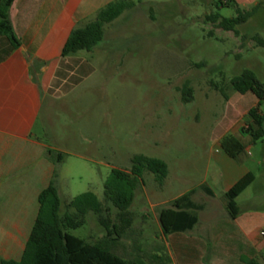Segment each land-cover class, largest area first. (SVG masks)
I'll list each match as a JSON object with an SVG mask.
<instances>
[{"label":"rangeland","instance_id":"1","mask_svg":"<svg viewBox=\"0 0 264 264\" xmlns=\"http://www.w3.org/2000/svg\"><path fill=\"white\" fill-rule=\"evenodd\" d=\"M184 3L191 4L178 11L170 2L151 18L133 11L105 25L103 41L91 53L79 55L85 56L93 72L77 84L69 82L49 106L46 101V118L35 130L46 143H51V137L62 142L65 152H55L64 157L65 166L72 153L96 155V148L99 162L120 171L130 170L134 156L159 159L167 165L161 186L153 175L144 174V185L137 189L130 208L133 226L115 250L124 259L141 256L150 264L149 256L156 250L163 251L162 264H170L166 258L170 246L161 239L157 225L159 212L204 180L219 193L218 176L225 169L216 156L228 160L234 171L245 167L256 177L235 202L241 210L254 207L264 213V139L248 143L243 135L247 150L238 159L226 158L216 143L229 122L223 94L230 80L250 70L252 64L248 57L237 58L232 39L215 32L211 35L202 0ZM219 13L224 18L233 15L226 9ZM184 88L189 95L183 97ZM261 111L264 118V102ZM81 128L84 138L89 137L86 132L98 134L94 145L72 143ZM79 191L72 194L79 195ZM95 191L102 202V182L95 185ZM69 234L87 243L104 235L92 214ZM256 260L264 264V250Z\"/></svg>","mask_w":264,"mask_h":264},{"label":"crops","instance_id":"2","mask_svg":"<svg viewBox=\"0 0 264 264\" xmlns=\"http://www.w3.org/2000/svg\"><path fill=\"white\" fill-rule=\"evenodd\" d=\"M117 1L119 0H14L9 8L8 19L19 41V47L13 50L10 43L0 36L2 261H21L37 217L38 196L49 186L55 169L58 170L55 186L61 200V214L64 213L66 205L78 196L72 194L74 190H80L79 195L91 193L100 201L95 193V185H100L101 182L104 184L114 167L105 162V159L104 162H99L98 148L96 155L74 152L70 155L68 166H65L63 161L57 167L47 159L46 152L49 149L65 152L60 145L62 142L51 137V143H46L35 135V130L38 123L46 118V101L49 106L51 100L69 82L77 84L93 72V68L85 61V56L83 58L79 56L83 51L66 58L61 57L68 37L75 29L93 21L98 12ZM125 1L132 3L134 7L125 10L118 19L106 26L127 16L129 12L135 11L151 18L159 14L161 9L168 7L170 2H173V7L178 11L185 10L191 4L184 3V0ZM202 2L206 7L205 18L213 15L224 18L219 13V10L223 9L233 12L231 17L225 19L234 18L236 9L250 13L242 24L235 27L234 32L225 31L217 24L208 22L209 32L212 36L215 32L232 39L238 49L237 58L242 60L248 57L252 64L248 71L264 85V49L258 47L255 42L256 39L264 41V0H202ZM236 95H239L238 98ZM226 96L224 102L227 104L229 122L223 127L216 143L221 146L222 140L230 136L242 146L241 152H244L247 149L243 147L242 140L246 141L243 135L248 137V143L253 142L245 130L252 122L249 111L257 106L258 100L251 93L241 95L231 89L227 91ZM261 106L259 114L263 116ZM87 134L89 137L84 138L81 128V132L73 138L72 143L77 147L84 142L94 145L95 139L99 138L98 134L94 136L93 133L86 132ZM223 154L228 159H238V155L230 157L224 151ZM215 161L221 162L225 169L218 176L219 193H215L213 187L207 185V181L204 180L197 187L188 189L175 198L194 192L191 201L201 206L202 210L197 213L198 223L191 231L174 233L166 238L161 234V239L167 241L170 246L166 250V258L170 264H241V258L256 260L264 250V240L260 245V232L264 231V213L254 207L241 210L237 205L239 216L232 220L227 214L223 200L226 192L240 187L241 191L236 201L255 183L256 177L245 167L241 169L242 171H234L228 160L220 156H216ZM100 177L103 178L101 182ZM214 178L216 179V175ZM201 186H206L212 196H206L200 191ZM157 225L160 230L158 222ZM122 240L112 249L116 256L118 255L115 250ZM162 253L163 251L158 250L151 253L149 256L151 264L157 262L162 264L164 260ZM136 257L144 260L141 256Z\"/></svg>","mask_w":264,"mask_h":264},{"label":"trees","instance_id":"3","mask_svg":"<svg viewBox=\"0 0 264 264\" xmlns=\"http://www.w3.org/2000/svg\"><path fill=\"white\" fill-rule=\"evenodd\" d=\"M14 0H0V36L4 37L15 50L19 47L10 21L8 11ZM134 5L125 0H119L98 12L95 19L82 28L75 29L68 37L61 57L66 58L78 52H92L104 39L105 25L118 19L125 10ZM250 13L236 9V16L232 19L221 18L218 15L207 16L205 20L217 24L225 31H235V27L242 24ZM256 45L264 49V41L256 39ZM229 89L243 95L251 93L258 104L249 111L252 119L246 128L253 141L264 139V118L259 114V108L264 101V85L251 71H243L232 78ZM187 92V93H185ZM189 95L186 88L182 96ZM227 99L226 93L223 94ZM189 97V96H188ZM185 102L189 100L184 99ZM221 147L230 157H235L242 151V146L232 137H226ZM46 157L55 166H60L64 157L54 150H47ZM128 171L112 169L103 184V201L100 202L91 193L76 196L66 205L61 214V200L55 186L58 170L53 172L49 186L38 196V213L30 232L22 259L20 262L2 261L0 264H146L139 257L123 259L112 253L113 247L124 239L133 223L130 208L135 199V193L143 186L145 173L154 176V181L162 185L167 177V165L159 160L144 156H134ZM206 196H212L206 186L199 187ZM241 188L235 187L223 196L225 209L230 219L239 216V209L235 202ZM194 192H189L171 202L170 208L162 209L158 214L160 232L164 238L174 233L191 231L198 223L197 213L202 207L191 201ZM94 215L103 231V237L94 243H87L69 234L81 228L88 215ZM241 264H260L257 260L241 258Z\"/></svg>","mask_w":264,"mask_h":264},{"label":"built area","instance_id":"4","mask_svg":"<svg viewBox=\"0 0 264 264\" xmlns=\"http://www.w3.org/2000/svg\"><path fill=\"white\" fill-rule=\"evenodd\" d=\"M260 237H261V239L264 240V231H261V232H260Z\"/></svg>","mask_w":264,"mask_h":264}]
</instances>
